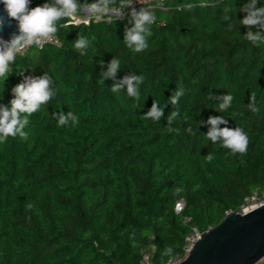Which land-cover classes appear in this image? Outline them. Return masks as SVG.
Masks as SVG:
<instances>
[{
    "label": "trees",
    "instance_id": "1",
    "mask_svg": "<svg viewBox=\"0 0 264 264\" xmlns=\"http://www.w3.org/2000/svg\"><path fill=\"white\" fill-rule=\"evenodd\" d=\"M246 3L164 0L149 8L157 19L141 52L124 43L128 19L62 20L60 46L17 54L0 78V104L10 106L24 76L45 72L54 96L28 117L26 137L0 142V264H140L146 250L165 264L194 231L264 197V43L245 38ZM78 33L90 41L84 55ZM114 58L115 78L102 79ZM132 75L144 77L135 97L126 85L112 91ZM154 101L159 120L146 116ZM210 116L227 120L220 128H242L247 151L207 139Z\"/></svg>",
    "mask_w": 264,
    "mask_h": 264
},
{
    "label": "clouds",
    "instance_id": "2",
    "mask_svg": "<svg viewBox=\"0 0 264 264\" xmlns=\"http://www.w3.org/2000/svg\"><path fill=\"white\" fill-rule=\"evenodd\" d=\"M140 3V0H138ZM4 5L9 21L15 20L17 32L13 33L8 40L0 37V78L5 81L12 72L10 65L16 61L17 54H21L27 46L50 42L58 31V23L62 20H75L81 13H85L88 19L97 21L111 19L115 14L117 19L130 17L128 23L131 27L125 28L124 43L129 49L141 52L148 47L147 37L152 35L151 25L156 21L155 13L145 7L137 10L133 7V0H92L88 3H80V0H48V2L36 7H30L31 0H0ZM258 0H248L240 11L246 13L240 24L248 31L245 38L254 45L264 43V5L257 7ZM130 10V11H126ZM5 17L0 16V28L3 27ZM61 27L63 25H60ZM256 29V31H254ZM90 46L89 39L78 33L74 41L75 49L81 55ZM103 65V61L100 62ZM120 68L117 58L111 60L106 72L101 73L103 78H115ZM143 76H126L122 81L113 85L112 91L117 92L121 87L127 86L129 96L135 97L137 85L143 81ZM50 76L45 72L42 76H24L23 80L12 88L13 98L8 105L0 104V142L8 137H26L23 131L29 123L28 117L38 112L42 105H46L54 96ZM181 92L172 97V103L178 102ZM223 102L218 106L219 111H226L232 103L233 96L225 95L221 98ZM250 108L253 112L258 109L255 106V96L250 97ZM163 111L159 109L154 101L147 117L159 120ZM175 115V113H173ZM72 114L67 116L61 114L60 125H65ZM211 125L206 138L214 144L220 142L223 147L230 149L232 153H245L248 147V136L242 128L228 127L220 128V124H226L223 116H210L207 121ZM191 131V129H189ZM208 160L212 156H207Z\"/></svg>",
    "mask_w": 264,
    "mask_h": 264
},
{
    "label": "water",
    "instance_id": "3",
    "mask_svg": "<svg viewBox=\"0 0 264 264\" xmlns=\"http://www.w3.org/2000/svg\"><path fill=\"white\" fill-rule=\"evenodd\" d=\"M5 17L0 37L8 40L17 32L15 20ZM264 257V205L247 213H227L223 220L201 234L190 255L181 264H255Z\"/></svg>",
    "mask_w": 264,
    "mask_h": 264
},
{
    "label": "built area",
    "instance_id": "4",
    "mask_svg": "<svg viewBox=\"0 0 264 264\" xmlns=\"http://www.w3.org/2000/svg\"><path fill=\"white\" fill-rule=\"evenodd\" d=\"M163 2H164V0H140V3H139L138 0H133V7H135L137 10H139L141 7H145V8L149 9L152 7H158V5H162ZM126 11H130V10H126ZM129 18L130 17H127V16L125 17V19H129ZM125 19H122V20H125ZM115 20H121V19H117V16L115 14H113L111 19H105V20L97 21L95 19H88L85 13H81L78 16V18L75 20H72L71 23H73V24H80V23L89 24L91 21H93V22H104L106 24H110ZM45 45L60 46L61 43L56 38V36H54V38L50 42H44L42 44H32L30 46H27L22 53H25L26 51H28L31 48L41 49ZM263 205H264V197L261 198L258 195H254L253 197L247 199L246 204L242 207V209L240 211L247 213V212H249L255 208H258L260 206H263ZM183 206H184V202L181 201L178 204L177 210L180 211L183 208ZM201 234L202 233H200V232L194 231L193 234L187 236L185 238V243L182 246L181 252L179 254L173 256L165 264H181L183 261H185L187 259V257L190 255V253L192 252L197 241L200 239ZM140 264H153L152 252L150 250H146L142 254ZM255 264H264V257L261 258Z\"/></svg>",
    "mask_w": 264,
    "mask_h": 264
}]
</instances>
